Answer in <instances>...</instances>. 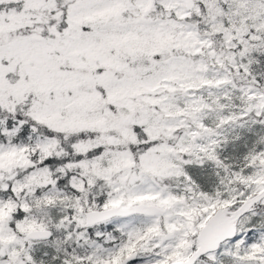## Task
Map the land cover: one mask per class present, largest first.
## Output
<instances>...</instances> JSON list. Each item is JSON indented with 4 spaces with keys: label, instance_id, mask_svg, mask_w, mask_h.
<instances>
[{
    "label": "snow or ice",
    "instance_id": "obj_1",
    "mask_svg": "<svg viewBox=\"0 0 264 264\" xmlns=\"http://www.w3.org/2000/svg\"><path fill=\"white\" fill-rule=\"evenodd\" d=\"M0 264H264V0H0Z\"/></svg>",
    "mask_w": 264,
    "mask_h": 264
}]
</instances>
